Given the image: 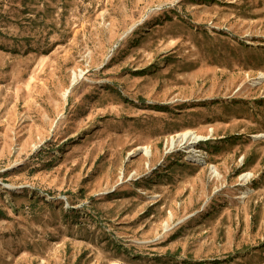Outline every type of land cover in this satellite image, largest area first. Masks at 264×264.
<instances>
[{
  "label": "rangeland",
  "instance_id": "374dc122",
  "mask_svg": "<svg viewBox=\"0 0 264 264\" xmlns=\"http://www.w3.org/2000/svg\"><path fill=\"white\" fill-rule=\"evenodd\" d=\"M0 264H264V0H0Z\"/></svg>",
  "mask_w": 264,
  "mask_h": 264
},
{
  "label": "bare ground",
  "instance_id": "6f19581e",
  "mask_svg": "<svg viewBox=\"0 0 264 264\" xmlns=\"http://www.w3.org/2000/svg\"><path fill=\"white\" fill-rule=\"evenodd\" d=\"M188 137H189V136H186V135L180 136V137H179V142L182 144L183 142H186V141L190 140L191 143L195 144V143H197V142L199 141V138L196 137V136L191 137V138H188ZM174 143H175V141H171V144H170V145H173ZM173 146H174V145H173ZM193 152H195V151H193ZM145 153H146V152H145ZM213 173H214V174H217V173L215 172V170H214Z\"/></svg>",
  "mask_w": 264,
  "mask_h": 264
}]
</instances>
